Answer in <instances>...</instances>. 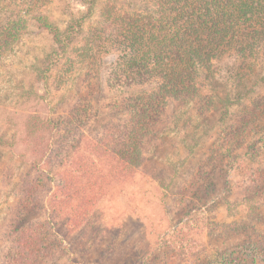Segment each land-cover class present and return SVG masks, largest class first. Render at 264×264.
<instances>
[{
    "label": "rangeland",
    "instance_id": "obj_1",
    "mask_svg": "<svg viewBox=\"0 0 264 264\" xmlns=\"http://www.w3.org/2000/svg\"><path fill=\"white\" fill-rule=\"evenodd\" d=\"M109 6L150 8L146 0H98L92 9L83 0H0V32L9 19L26 26L0 55V264L17 235L50 223L55 252L42 264H210L234 246L243 248L225 264H264L251 254L264 247V55L227 52L201 68L193 95L167 101L133 174H116L89 142L117 131L128 98L159 84L124 81L113 66L122 51L108 42L94 45L88 63L76 61L96 28L104 41L115 35L103 31ZM40 13L64 35L77 25L74 38L59 43ZM216 155L225 171L210 184L200 167H215ZM71 171L92 181L89 204L63 207ZM31 178L41 185L25 200Z\"/></svg>",
    "mask_w": 264,
    "mask_h": 264
},
{
    "label": "trees",
    "instance_id": "obj_2",
    "mask_svg": "<svg viewBox=\"0 0 264 264\" xmlns=\"http://www.w3.org/2000/svg\"><path fill=\"white\" fill-rule=\"evenodd\" d=\"M48 1L29 0L32 7H42ZM83 1L92 9L98 0ZM146 3L150 8L145 12L107 7L103 13V31L110 33V36L112 32L115 35L104 41L99 26L97 33L93 32V38H86V43L79 48L76 59L88 63L94 59V45L107 47L108 42L122 51L117 64L113 66L124 81L130 84L158 81L159 88L153 93L128 98V119L124 125L118 127L117 131L106 130L101 137L89 142L93 152L98 156H107L114 164L116 174L128 173V176L133 174V167L142 161V147L154 135L155 125L167 101L193 95L201 68L209 67L214 58L227 52L245 60L251 57L256 60L264 55V0H146ZM36 18L40 26L49 30L59 43L69 42L76 34L77 25L71 23L64 35L45 14L40 13ZM3 27L0 32V55L2 50H7L5 48L14 43L16 35L26 26L24 21L17 18L9 19ZM83 137L80 134V140ZM85 162L84 168L87 166L89 170V159H85ZM200 168L204 170L202 175L212 184L224 174L225 161L216 155L215 167H208V170ZM90 171L88 173L93 178L97 171ZM51 173L46 176L51 178ZM64 175L67 178L61 195L63 207L69 204L74 206L78 201L81 205L89 204L90 197L96 193L91 179H88L90 183H83L85 176L78 182L80 177L72 171ZM40 185L41 182L33 178L28 180L23 198L27 200L38 193L36 188ZM56 236L57 231L51 223L49 227L43 225L23 236L17 235L4 257L6 263H44L46 257L55 252L53 242ZM240 248L243 247L234 246L219 253L210 264H225L228 256ZM251 254L264 259V247L253 246ZM235 264L241 263L237 261Z\"/></svg>",
    "mask_w": 264,
    "mask_h": 264
}]
</instances>
